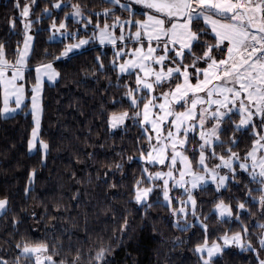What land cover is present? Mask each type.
<instances>
[{
  "label": "trees",
  "instance_id": "obj_1",
  "mask_svg": "<svg viewBox=\"0 0 264 264\" xmlns=\"http://www.w3.org/2000/svg\"><path fill=\"white\" fill-rule=\"evenodd\" d=\"M70 1L92 16L88 30L68 16L71 4L56 10L53 0H36L35 4L19 0L17 8V0H0V44L6 61L14 64L23 44L21 11L26 4L31 8L34 34L22 80L27 99L20 112L3 116L0 83V199L8 200L0 214V259L7 264H36V259L21 249L46 245L48 255L67 264L78 252L79 264H204L206 256L196 252L197 246L220 244L225 237L230 240L240 233L244 248L232 241L233 245L222 248L210 264H258L264 260V247L259 243L264 230L259 227L264 224V205L259 202L263 193L260 183L247 172L236 167L227 186L219 190L212 183L188 192L171 185V199L166 201L164 178L150 173L165 175L172 169L171 160L169 157L160 164L146 161L152 140L142 112L150 97L137 84L136 74L120 75L114 47L94 40L82 50L63 55L67 41L91 34L98 22L112 19L103 11L115 4L108 0ZM63 21L75 36L51 40L53 24ZM192 28L200 37L192 51L202 56L208 46L216 45V37L201 18L193 20ZM225 51L213 47L212 57L221 59ZM193 58L187 52L184 62L191 63ZM46 63L55 65L59 77L53 84L46 83L42 94L40 137L49 146L44 155L40 148L29 152L28 141L33 129L30 95L34 72ZM197 65L207 67L208 60ZM178 80L157 85V92ZM185 102L176 108H185ZM120 112L128 113L127 120L112 128L110 116ZM239 118L235 112L221 121L219 141L206 150L209 166L220 156H228L229 148L242 157L252 148L253 129L237 128ZM201 144L192 136L184 148L195 171L203 170L198 164ZM146 187L151 192L138 204L136 192ZM189 195L192 206L187 202ZM221 201L231 215L217 214L216 205ZM240 203L245 204L244 209L238 208ZM101 247L111 252L97 262L94 257Z\"/></svg>",
  "mask_w": 264,
  "mask_h": 264
},
{
  "label": "rangeland",
  "instance_id": "obj_2",
  "mask_svg": "<svg viewBox=\"0 0 264 264\" xmlns=\"http://www.w3.org/2000/svg\"><path fill=\"white\" fill-rule=\"evenodd\" d=\"M108 1L114 3L113 0H108ZM56 3H60L61 7H63L66 4H71L72 8H71L70 12L68 13V16L72 17L75 21L80 22L82 25V28L84 30H88V26L93 25L92 16L85 13L84 11H82L81 7H80L81 15L80 16H74L73 15V13L75 11V9L73 8V5H76V3L71 2L70 0H53V5ZM114 4H115V6L106 9L107 11L106 10L103 11L104 12L103 14L107 15L108 17H112V19H110V20L106 19L103 23L98 22V24L94 26V29L93 30L91 29L92 30L91 34L86 33V34L81 35L80 37L74 38L73 40L67 41L66 42V48L64 49V53L66 52V50L70 46H73V45H79V46L78 47H72L70 51H67V54L82 50L83 48L88 46L90 44V42L93 40L96 41L97 43H100V44L111 45L115 49V65L117 66V69H118V72L120 75H126L128 73H135L137 78L139 77V79L141 81L139 86L141 88L146 89V92L149 94V97H150L149 100L153 99L154 103L156 104L155 105L156 109L157 108L159 110L164 109L165 105H166L165 103H167L168 101L173 104L171 106L172 108L166 107V110H167V108H169L171 110V113L168 115V118L164 123H162V124L160 123L159 126L162 125V131H161V129H160V131L158 130L159 127H158L157 122H156V124L153 122V124H152L153 127L151 125H149L150 126L149 128L145 124V127H147V129H149L148 131H149V134L151 137L150 139L152 140V141L150 140L152 142L151 148H154L155 151H156L157 147L160 145V143L158 141L165 139V146H166L167 153H168L169 157H171V154L177 150H180L183 153L184 148L187 146L189 139L192 136H194V137L196 136L198 139H200L202 141V144H203L204 140L201 139L200 134H201V132H204L206 134L205 139H208L210 141V144L206 145L205 148L203 149L204 154H205V161H204L203 165H201L199 163L200 153L198 156V164L203 170L195 171L193 169L196 173L200 174V176H198V177L201 179V182H202L201 184L204 185L207 183H212L218 189L219 177L220 176H227L228 179L225 181V186H219V189H223L227 186L229 178H232L233 175L235 174L236 167H238L242 171L247 172L250 175V177H252V179H253V174H254L256 177L255 179L257 181H259V179H260L259 172L261 170L260 164L262 162V159H264V147H261V145H264V140L260 139L262 136H264V127L261 126V119L259 116H253L252 122L249 123L248 125H240L239 126V128H241V129H244L247 127H252L253 132L255 134L253 146L257 140L260 141L259 144L255 145L256 151L254 153V157H248V155H247L250 151H252L253 146L244 157L238 155V158L232 157L229 160L230 154L228 156H224L225 160H228L229 163L231 164V168L226 167L225 161H222L220 158H219V161L213 166H209L207 163V158H206V156L208 154L206 151L207 148H211L214 143L218 142L215 139V137L211 136V129L217 124V118L213 117V113L217 112L218 110L209 111L206 109V107L200 106L199 108L196 109L195 116L190 118L188 124L185 127L180 126L181 128L178 132V134L180 133V136L178 137V134L176 136H174L175 129H174L173 121H175V119L178 115L176 113V107H177V105H180L181 102L186 101L184 103V105H185L184 109H188L190 107V104H191L193 98H194L193 95L196 92L193 91L192 89H187L188 94L185 96L184 92L186 90V86L184 85V77L177 74V73H173L171 77H168L167 69L169 67H172V68L181 67V69L183 71L182 65H191L192 62L191 63L190 62H184L185 54L188 52V50L185 49L184 50V56L182 59V64H181V58L176 57V55H175V51L179 50V44H173L170 42L172 39L171 33H169L167 36L160 34L159 29L157 28V26L154 24L153 21L149 20V17L152 16V17H156L158 19H164L165 20V25H164L165 28H170L172 23H176L178 25L183 24L185 22L186 18H184V19L168 18L167 16H165L161 13L149 10L147 8H144L140 4L131 2L130 0H119V3H114ZM61 7L60 8L53 7V9L59 10V9H61ZM53 9H50V12ZM116 9L118 10V12L114 13V10H116ZM196 11H204L205 16H210L212 20L219 21V24L237 23V21H231V20L226 19L224 16H221L219 14L214 15V10H211L209 12V11H206L203 9H199ZM137 13H140L141 15H139ZM228 14L232 15V13H228ZM30 15H31V8H30L29 16L26 18L23 17L24 25H25V23L30 22V26L28 29H25L24 41H23V44L21 46L18 57L15 61V65H16L15 69L11 70L10 68L0 66V71L3 72V75L0 76V83L2 85L3 94H4L2 114L5 117L11 116V115L16 114L17 112H20L22 109V106L25 104V101L27 99V96H26L27 95V93H26L27 88L25 86V83L22 82L24 77L21 80H19L17 75L20 72H22V74L24 76V73H25L26 68H27L28 58H29L30 53H31L32 48H33L34 34L32 31ZM248 15L251 16L252 13H248ZM199 18H201L203 20V22L205 23V20L203 17H199ZM246 21H247V15L245 16V22ZM192 22H191L190 27H191L192 31H194L192 28ZM62 23H64L66 25V21H63ZM205 24L210 28L211 32L216 37V45H219L218 48H225L226 49L225 54L221 59L229 60V53L227 51V47L229 46L228 41L221 40L219 37H217L216 32L213 31V25L211 23H205ZM219 24L216 25L217 31L223 32V30L219 28ZM254 24H255V26L260 25V14L259 13L256 14V20L254 21ZM55 25H56L55 28H53V26L51 28L52 29V34L50 36L51 40H62V39H68L70 36H72V37L75 36V33H72V31L69 30V28H67V26L63 29H60L59 28L60 24H55ZM250 30H252V29H250ZM77 31L78 30H76V32ZM179 31H181V29L178 28L177 32H179ZM137 32L140 33L139 38H137V36H136ZM157 35H159V37H160L159 40L156 39ZM26 36L31 37V40L28 41V48L27 49H25ZM82 40L86 41V43L80 44V41H82ZM165 44H167V49H168L167 51L165 50ZM193 44H194V42H193ZM150 47L153 48L154 51L150 54V57L148 59H143V57L149 56L148 49ZM241 51H242V49H241ZM162 55L166 56V59L161 64H156L155 60L158 59ZM210 55L212 56V53H210ZM21 56H23L22 62L17 63L18 60H21ZM232 56H233L235 62L237 64H239V62H240L239 52L234 49ZM215 59L216 60L218 59L217 61L221 60L219 58H215ZM210 62L211 61L208 60V63H210ZM232 63H233V59L229 63V66ZM49 64L51 65V68L45 67L46 65H49ZM121 64L126 65V68H127V70L123 73L120 72V65ZM133 64L135 66H132ZM141 65H143L144 67L142 68ZM196 67H198L200 69H206L208 67V65H207V67L205 66L204 68H201L199 65H196ZM224 67L225 66L221 65L219 70H214V71L209 70V80L212 77L214 78L217 76H223V69L222 68H224ZM37 68L40 69L39 72L36 71ZM194 70H195V68H192V67H189L187 69V71L189 73L188 79L192 85H195L197 83V78H199V80H201V81L204 79L203 72L197 73L196 70L195 71ZM157 73H163V79L160 83L156 82V74ZM13 74H16L17 78L15 80L12 79ZM34 74H35V81H34V84L31 86L30 110L32 112V117H33V128L35 127L34 112H35L36 117H38V119H39L38 139L42 140L40 137V130H41V119H42L43 89H44V86L46 83L53 84L56 82V80L59 77V71L56 69V67L53 63H46V64H42V65L37 66L35 68ZM195 77H196V79H195ZM175 79H177V80L179 79L177 83H175L172 86H169L167 89H164V90L157 92V85L164 83V82H170L171 80H175ZM145 84H151L152 88L149 89V88L144 87ZM177 84L182 85L179 92L175 91ZM222 85H226L229 88L234 87L233 83H230V82L229 83H222ZM235 87L238 88V85H235ZM21 88H22V91H18V89H21ZM34 89H35V91H34ZM173 93H175V94L173 95ZM165 94H167V95H165ZM33 96L36 97V108L35 109L33 108ZM229 96L233 97V95L231 93ZM17 98H19V100H20L19 105H17ZM194 99H196V97ZM241 99H243L244 104L247 105L249 103L248 100L246 99V94L243 92L241 93L240 98L234 97V100L232 102L233 107L230 108L228 106L226 110L223 109V110L219 111L221 113H226V115L222 118V120L225 117L230 116L233 112H236L240 115L239 121H238V123H236V126L240 124V120L247 115L246 112L242 113L239 110L240 104H238L237 101H240ZM160 105H164V107L161 108ZM5 108L8 109L7 112L5 111ZM249 108L251 109V105H249ZM252 110H254V109H252ZM179 111H182V109H180ZM122 113H125V112H120V113H115V114L117 116H120ZM201 113L203 114V119H204V124L202 127L200 125ZM162 115H163V111L161 113L156 114V119H160L159 117ZM112 116H113V114L110 116V119ZM127 117L123 120L122 123H118L117 127L123 125L125 123V121L127 120ZM222 120H220V126H219V129L217 130L218 136H219V131L221 129V121ZM211 121L213 122L212 124H210ZM253 125H255V126L253 127ZM169 131H171L173 134L171 137L168 136ZM31 136H32V133H31ZM176 140H177V143L175 144L176 146H175V148H173V144L175 143ZM181 141H183V143H181ZM38 148H40L39 144H37L36 148L31 152H35ZM150 151H151V149H150ZM199 151L201 152V148L199 149ZM47 152H48V150H47ZM43 154L45 155V153H43ZM183 154H184L183 156L186 155L185 152ZM172 156H174V154H172ZM146 159H147L146 161H149L148 155H147ZM158 164H160V163H158ZM177 164L180 166V168L183 167L181 162H177ZM241 164H244L246 166L247 170L242 169L240 167ZM217 165H219V167H217ZM171 167L175 169V172L178 171V169H176V166L173 163H171ZM165 175H167V174H165ZM192 175L188 176V179L193 177ZM150 176L155 177L156 175L151 172ZM161 176H162V178L166 177V176H163L162 174H161ZM177 177H180V176L177 175ZM164 186H165L164 187L165 193L167 192V197H168L166 199V201L169 202L171 199V196H170L171 186L168 187L165 182H164ZM260 187L262 188L261 184H260ZM190 188L191 187L189 185V190L190 191L193 190V188H191V189ZM263 195H264V193H263ZM147 198H148V195H147L145 200H147ZM259 200H260V198H259ZM190 202L192 203L193 200H191ZM188 203H187V205H188ZM189 205L192 206L191 204H189ZM262 238H264V230H263ZM241 240L242 239H240L239 243H237L233 239H230L229 243L227 245H225L224 240H223L220 244H216V245H220L222 248H226V247L232 246L233 245L232 241H234L237 244V246L239 248H241V246H240V245H242ZM213 245H207V244L203 245L204 250L202 252H204V254L206 256L205 259H208L207 249L211 248ZM26 246H28L29 248H37V247H40L43 245H26ZM23 248L21 249V252L23 254L33 256L35 259L37 256H39L40 260L42 261V264H46L47 262H49L46 259L49 256L47 254V251L42 250L40 252L27 253L26 254L23 252Z\"/></svg>",
  "mask_w": 264,
  "mask_h": 264
},
{
  "label": "snow or ice",
  "instance_id": "obj_3",
  "mask_svg": "<svg viewBox=\"0 0 264 264\" xmlns=\"http://www.w3.org/2000/svg\"><path fill=\"white\" fill-rule=\"evenodd\" d=\"M36 0H31L32 4H35ZM114 3H119V0H113ZM193 4H195L198 8L203 10H214V14H219L221 16H224L226 19H229L231 21H237V23H227V24H219V21L212 20L210 16H205L204 11H196L195 8H193ZM149 7L155 8L158 12H165L168 17L177 16L180 13H184L186 15V20L183 24H176L172 23L170 28H165V20L164 19H158L156 17H149V20L153 21L154 24L159 29V33L163 35H168L169 33L172 34L171 43L173 44H179V50L175 51L176 57L181 58V64L182 59L184 56V50L187 49L188 53L192 55L194 58L192 60L191 65H182L183 71L181 67H169L167 69V75L168 77H171L173 73H177L184 77V85L186 86V90L184 92V95L186 96L188 94L187 89H192L195 92L203 91L205 87L210 83L209 80V69H216L219 70L220 66H225L223 69V76H217V79L222 80L224 83H233L234 87L221 89V92H228L233 95L235 98H240L241 93L246 94V99L248 100V104H244L243 99L240 100V111L242 113L246 112L247 115L240 120V124L237 125V128H239L240 125H248L252 122L253 116H259L261 119V126L264 127V0H259L258 3H254L253 0H154L153 3H150L148 5ZM16 7L19 8V0H17ZM55 8H60L61 4L56 3L53 5ZM73 8L75 9L73 15L74 16H80L81 10L80 6L78 4L73 5ZM45 12L48 11L47 8L44 9ZM107 11V10H106ZM30 13V7L26 4L24 8L21 11L22 17H28ZM232 13L231 16H227L226 14ZM247 13H252L251 16L247 17V21L245 22V16ZM260 14V25L259 27H256L254 24V21L256 20V14ZM203 17L205 20V23H211L213 25V31L216 32L217 37H219L221 40H226L229 43V46L227 47V51L229 53V59H233V63L229 66V61L226 59H221L217 61L215 58H213L210 53L212 51L213 47H219V45H210L207 48V51L203 52L202 56H196L195 53L192 51L193 42H198L200 37L198 32L192 31L190 25L193 19ZM219 24V28L223 30V32L217 31L216 25ZM30 26L29 23H25L24 27L25 29H28ZM56 25L53 24V28H55ZM66 25L64 23H60L59 28L63 29ZM181 29V31L177 32V29ZM250 29H254L250 30ZM137 38H139L140 33H136ZM122 38V37H121ZM159 35L156 36V39L159 40ZM31 40L30 36H26L25 39V49L28 48V41ZM86 41H80V44H84ZM79 45H73L70 46L63 55L67 54V51H70L72 47H78ZM234 49L239 52L240 54V62L237 64L232 56V53L234 52ZM242 49V51H241ZM250 49V51H249ZM165 50L167 51V44H165ZM154 51L153 48H149V56L143 57V59H148L150 57V54ZM246 54V55H245ZM4 55V46L0 44V58H2ZM119 55V54H118ZM23 59V56H21V60H18L17 63H21ZM166 59V56H160L158 59L155 60L156 64H161ZM210 60L211 62L208 63V67L206 69H200L196 67L197 62L200 60ZM4 63H7V61H3ZM131 63V62H130ZM132 66H135L134 64ZM45 67L51 68V65H46ZM103 67V65H101ZM143 68L144 66L141 65ZM189 67L195 68L197 73L203 72L204 79L201 81L199 78H197V83L195 85H192L189 82L188 76L189 73L187 69ZM127 70L126 65L121 64L120 65V72H125ZM37 72L40 71L39 68L36 69ZM147 74V73H146ZM3 75V72L0 71V76ZM16 74H13V80H15ZM230 78V79H229ZM163 79V73H157L156 74V82L160 83ZM141 83L139 77L137 78V84L139 85ZM235 85H238V88L235 87ZM144 87L151 89V84H145ZM182 85L177 84L176 85V92H179ZM215 88V86H214ZM214 89H209L207 91V95L211 97L213 95ZM18 91H22L21 89H18ZM35 91V89H34ZM175 93H173L174 95ZM129 96L132 95V91L130 90L128 93ZM167 95V94H165ZM225 100H227V97H225ZM200 102L199 99H193L192 100V107L195 108L197 103ZM20 100L17 98V105H19ZM133 105L136 104V100L133 99L132 101ZM210 103H215L221 107H227V105L224 103V101L221 100H215L210 101ZM249 105H251V109L249 108ZM161 108L164 107V105H160ZM33 108H36V97L33 96ZM144 108H148V104L144 105ZM254 109V110H252ZM5 111L7 112L8 109L5 108ZM170 114V113H169ZM139 115V113H137ZM185 115H191L186 113H180L177 115V120L180 119L181 116ZM226 115V113H221L219 111L213 113V117L217 118V124L211 129V136L215 137L217 141H219L220 137L217 135V130L220 126V120ZM128 116V113H122L120 116H117L115 113L111 117L109 124L112 128L117 127L118 123H122L123 120ZM147 118V117H145ZM34 120H35V127L32 130V136L31 139L28 141V150L29 152L33 151L37 144H39L40 149L43 151V153H47L48 150V144L44 142L43 140L38 139V130H39V119L36 117L34 112ZM175 123V121H173ZM204 124L203 114L200 115V125L201 127ZM255 125H253L254 127ZM178 127V126H177ZM179 130V127H178ZM173 134L171 131L168 132V136L171 137ZM201 139L204 140V143L200 145L201 152H200V159L199 163L201 165L204 164L205 161V154L203 149L206 145L210 144V141L208 139H205V133L201 132ZM260 139L264 140V136H262ZM183 143V141H181ZM233 143L235 141L233 140ZM260 141L257 140L253 146L252 151H250L247 155L248 157H254V153L256 151V144H259ZM175 143L173 144V148H175ZM261 147H264V145H261ZM228 152L230 153L229 160L232 157H237L238 154L235 152H232L231 148L228 149ZM178 155V154H177ZM213 155L215 153L213 152ZM149 162H152V153H148ZM132 157H129V160H131ZM186 159V158H185ZM220 159L222 161H225V166L231 168V164L228 160H225L224 156H220ZM163 162V161H161ZM173 164L175 163V155L172 158ZM119 168L120 165H117ZM219 167V165H217ZM240 167L244 170H247L246 166L244 164H241ZM260 172H259V181L262 185V188L260 191L264 193V159H262V162L260 164ZM146 171V169H145ZM157 177L161 176V173L155 174ZM171 175V173H169ZM35 176V172L30 175L29 180L32 181V178ZM255 175L253 174V179H255ZM228 179L227 176H220L219 177V186H225V181ZM167 183V181H165ZM140 184V181H137V185ZM196 185L193 184V187ZM27 191V189H26ZM151 192V188H145L143 190H140L138 188L135 200L136 202L142 203L148 193ZM251 194V193H249ZM167 192L165 193V199H167ZM189 199L192 200L191 195H189ZM261 205H264V195L260 196ZM194 203V201H193ZM8 204V200L6 198L0 199V213H2ZM151 205H149L150 207ZM218 209H222L221 215H224L227 213L228 215H231V210L227 206L224 205V202L221 201L219 204L216 205ZM239 209H244L245 204L240 203L238 205ZM183 211V210H181ZM237 219L239 217L237 216ZM127 226V222L125 221L124 227ZM260 228H264V224L259 225ZM244 232H247V228H244ZM241 239V234L237 233L233 240L239 243ZM224 243L227 245L229 243V240L227 237L224 238ZM261 247H264V238H261L259 241ZM243 249L244 246L240 245ZM19 247V245H17ZM248 248H251V244L247 246ZM46 251L47 246L43 245L37 248H29L28 246H25L23 248L24 253H36L40 251ZM204 250V246H197L196 252H202ZM223 249L220 245L214 244L211 248L207 249V256L208 259L204 260V264H210V261L212 257L216 254L222 253ZM111 249L109 248H103L101 247L100 250L96 253L94 259L97 262L103 261L105 259L106 254L110 253ZM51 264H67L66 261L61 260L59 262L55 261L53 259V256L49 255L46 258ZM80 255L79 252L77 255L73 258L71 264H79ZM0 264H7V261H4L0 259ZM36 264H42V261L40 260L39 256L36 257ZM259 264H264V260H260Z\"/></svg>",
  "mask_w": 264,
  "mask_h": 264
},
{
  "label": "crops",
  "instance_id": "obj_4",
  "mask_svg": "<svg viewBox=\"0 0 264 264\" xmlns=\"http://www.w3.org/2000/svg\"><path fill=\"white\" fill-rule=\"evenodd\" d=\"M254 3H256V2H254ZM192 7L195 8L196 10L200 9L195 4H193ZM206 11L210 12L211 10H206ZM247 15H248V13H247ZM257 26H259V25H257ZM231 60L232 59L228 60L229 63L231 62ZM3 61H6V59L4 57L0 58V66L6 67V68H10L11 70L15 69V67H16L15 63L14 64H11L9 62L4 63ZM222 69H224V68H222ZM209 70L214 71L216 69H209ZM17 77L19 78V80H21L24 76H23L22 72H20L17 75ZM222 83H224L222 80H219L216 77H214V78L212 77L210 79V83L205 87V89L203 91L196 92L193 95L194 98L196 97V99L200 100V102L197 103L195 108L192 107V103L190 104V107L188 109H184L183 108L182 111H179L180 109L176 108V113L177 114L186 113V114H191V115L190 116L189 115L181 116L179 120H177V117H176L175 123H174V129H175L174 136H176L178 134V132H179L181 127H185L188 124L190 118L195 116L196 109L199 108L200 106L206 107V109L209 110V111H211V110L212 111L213 110L221 111L223 109L226 110L228 106L230 108L233 107L232 102L234 100V97H230L229 96L230 93H228V92H221L220 91L221 89L229 88L226 85H222ZM214 86H215V88H214ZM209 89H214L213 90V95L211 97H209L207 95V91ZM225 97H227V100H225ZM3 100H4V94H3ZM215 100L224 101V103L227 105V107H221V106H219V105H217L215 103H210V101H215ZM237 103L240 104V101H237ZM146 104H148V108L145 109L143 107V112H142V114H143L142 121H143L144 125L146 124L147 127L149 128L150 127L149 125L152 126L153 122L155 124L157 122L158 123V127H159L158 130L160 131V129H161V131H162V125L161 126H159V125H160V123L161 124L164 123L167 120L169 113H171V110L169 108H167V110H166V107L172 108L171 106L173 104L168 101L167 103H165L166 104L165 108L162 109V110H159L158 108L156 109V106H155L156 104L154 103L153 99L148 100V102ZM2 110H3V106H2ZM162 111H163V115L159 117L160 119H156V114L161 113ZM233 113H235V112H233ZM145 117H147V118H145ZM212 123L213 122L211 121L210 124H212ZM177 126L179 127V130H178ZM179 136H180V133L178 134V137ZM158 142L160 143V145L157 147L156 151H155L154 148H152L151 151H150L152 153V163H156V164L157 163H164L169 158V155L167 153V149H166V146H165V139H162L161 141L159 140ZM176 143H177V140L175 141V144ZM183 153L180 150L174 151L172 153V154L175 155V163H174V165L176 166V169H178L179 172L178 171L175 172V169L172 168V169H169L168 171H166L165 174H167V175H163V176H166L164 178V181H167L166 184H167L168 187H170L171 185H174V187L182 189L183 191L188 192V191H190L189 190V185H190L191 188L195 189V188H197V187H199V186H201L203 184H201L202 183L201 179L198 177V176H200V174L196 173L193 170L189 157L187 155L183 156L184 155ZM172 154H171V157H170L171 163H173L172 162V158H173ZM161 161H163V162H161ZM177 162H181L183 167L180 168V166L177 164ZM169 173H171V175H169ZM177 175L180 176V177H177ZM191 175L193 177L188 179V176H191ZM193 184H195L196 186L193 187ZM187 201L191 205H193V202L191 203L190 202L191 200L189 198L187 199ZM215 211L217 212V214L220 217H226L228 215L227 213H225L224 215H221L222 209H218L217 207H216ZM216 255H214V256H216Z\"/></svg>",
  "mask_w": 264,
  "mask_h": 264
},
{
  "label": "water",
  "instance_id": "obj_5",
  "mask_svg": "<svg viewBox=\"0 0 264 264\" xmlns=\"http://www.w3.org/2000/svg\"><path fill=\"white\" fill-rule=\"evenodd\" d=\"M131 2H134V3H137V4H140L141 6H143L144 8H147L149 10H152V11H155V12H158L155 8H152V7H149L148 5L150 3H153L154 0H130ZM158 13H161L165 16H167L166 14V11L165 12H158ZM247 15V14H246ZM227 16H231V14H227ZM168 17V16H167ZM248 17V15H247ZM168 18H177V19H184L186 18V15L182 12L180 13L179 15L177 16H173V17H168ZM256 27H259V26H256ZM254 31V29H252Z\"/></svg>",
  "mask_w": 264,
  "mask_h": 264
},
{
  "label": "built area",
  "instance_id": "obj_6",
  "mask_svg": "<svg viewBox=\"0 0 264 264\" xmlns=\"http://www.w3.org/2000/svg\"><path fill=\"white\" fill-rule=\"evenodd\" d=\"M253 2H256V3H258L259 2V0H253ZM249 51H250V49H249ZM246 55V54H245Z\"/></svg>",
  "mask_w": 264,
  "mask_h": 264
}]
</instances>
